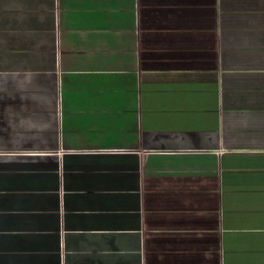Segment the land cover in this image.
Segmentation results:
<instances>
[{"label": "crops", "instance_id": "1", "mask_svg": "<svg viewBox=\"0 0 264 264\" xmlns=\"http://www.w3.org/2000/svg\"><path fill=\"white\" fill-rule=\"evenodd\" d=\"M0 264H264V0H0Z\"/></svg>", "mask_w": 264, "mask_h": 264}]
</instances>
